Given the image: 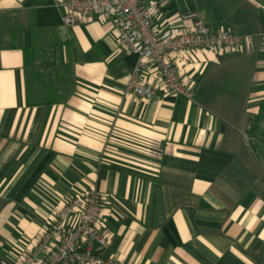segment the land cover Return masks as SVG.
<instances>
[{"label":"crops","instance_id":"obj_1","mask_svg":"<svg viewBox=\"0 0 264 264\" xmlns=\"http://www.w3.org/2000/svg\"><path fill=\"white\" fill-rule=\"evenodd\" d=\"M59 1L0 0V264L92 187L104 253L122 264H264V0H139L156 29L188 27L195 10L253 36L176 52L192 95L149 99L127 90L133 57L113 21L65 24ZM6 43L45 46L32 61L49 60L51 79L67 65L68 95L29 103L23 49ZM146 80L159 84L153 69Z\"/></svg>","mask_w":264,"mask_h":264},{"label":"built area","instance_id":"obj_2","mask_svg":"<svg viewBox=\"0 0 264 264\" xmlns=\"http://www.w3.org/2000/svg\"><path fill=\"white\" fill-rule=\"evenodd\" d=\"M65 24L86 21L92 15L110 18L120 45L136 59L126 84L127 90L141 98L156 96L159 88L188 97L192 90L172 55L185 49L239 48L252 42L248 33L205 24L195 10L182 13L189 21L182 29H156L149 8L139 0H60ZM155 70L159 84L146 80ZM101 192L92 187L82 196L70 197L38 235L36 243L14 264H122L113 253H104L109 238L98 226Z\"/></svg>","mask_w":264,"mask_h":264},{"label":"trees","instance_id":"obj_3","mask_svg":"<svg viewBox=\"0 0 264 264\" xmlns=\"http://www.w3.org/2000/svg\"><path fill=\"white\" fill-rule=\"evenodd\" d=\"M1 20L2 22H5V17H3ZM2 22H0V33L2 29H5V27L1 26ZM0 43H1V36H0ZM6 45L11 47L19 46L22 47L23 49L24 67L26 71V89H27L26 98L29 103L33 104V103L58 101L65 98L68 95L70 90H66L64 88L65 87L64 84L67 79H65V76L63 75L65 69L67 72L70 71L67 65H63L60 71H58V73L55 74L54 78L51 79L50 77L51 73H49V71L46 70V67H50L49 65H52L49 60L45 59L39 64H36L32 61V57L34 56L35 52L40 49H45V46H39L36 43H33L30 46H26L21 43H6ZM129 56L133 57V64H134L136 59L135 55L129 54ZM42 79L45 81V83H43L40 86L44 89L33 91V86L35 84H39L40 81H42ZM57 82L60 85H57Z\"/></svg>","mask_w":264,"mask_h":264},{"label":"rangeland","instance_id":"obj_4","mask_svg":"<svg viewBox=\"0 0 264 264\" xmlns=\"http://www.w3.org/2000/svg\"><path fill=\"white\" fill-rule=\"evenodd\" d=\"M249 34V33H248Z\"/></svg>","mask_w":264,"mask_h":264}]
</instances>
